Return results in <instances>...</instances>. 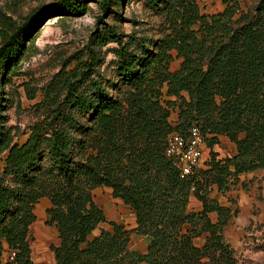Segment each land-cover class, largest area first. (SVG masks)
<instances>
[{
  "label": "trees",
  "instance_id": "16d2710c",
  "mask_svg": "<svg viewBox=\"0 0 264 264\" xmlns=\"http://www.w3.org/2000/svg\"><path fill=\"white\" fill-rule=\"evenodd\" d=\"M124 1L58 0L20 22L1 14L0 80L46 17L81 16L95 3L121 20L114 9ZM138 1L161 13L167 28L155 39L102 27L96 45L116 43V81L93 76L105 60L92 50L90 63L66 83L64 98L47 100L55 106L24 143L14 142L0 121V264H34L30 228L43 198L50 202L47 224L58 231L54 264H200L217 253L231 256L222 231L232 210L210 194L264 169V0L247 13L239 0H221L224 10L212 15L202 14L196 0ZM173 52L181 59L174 72ZM194 125L211 161L182 177L166 155L167 140ZM221 137L235 145L232 157L217 159ZM101 187L133 211L135 232L150 238L144 254L130 250L120 224L94 236L106 222L94 200ZM203 235L205 244L197 247Z\"/></svg>",
  "mask_w": 264,
  "mask_h": 264
},
{
  "label": "rangeland",
  "instance_id": "374dc122",
  "mask_svg": "<svg viewBox=\"0 0 264 264\" xmlns=\"http://www.w3.org/2000/svg\"><path fill=\"white\" fill-rule=\"evenodd\" d=\"M55 1L58 0H0V19L1 14H6L20 22L34 9ZM196 1L204 15L217 14L225 8L221 0ZM239 1L245 13L254 12L258 3V0ZM87 5L90 9L81 16L57 17L54 14L46 17L36 35L27 43L18 63L0 80V121L14 142L24 143L31 128L50 114L55 105L53 103L50 106L48 99L56 98L57 103L64 98L66 83L73 79L72 75L79 68L90 63L92 50L105 60L96 66L98 73L93 76L105 82L116 81L113 65L116 43L96 45L102 27L112 24L128 36L155 39L167 28L162 14L146 6L144 1L125 0L121 3V7L114 9L121 12V20L114 13L103 15L95 3ZM173 56L170 70L174 72L179 69L181 59L177 58L176 52H173ZM169 99L175 100L173 97ZM176 118L175 112L173 119ZM203 149L204 162L201 169L207 168L211 161V149L206 143ZM213 150L218 155L217 159L232 157L236 153L235 145L226 137H222ZM230 183L228 189L222 192L214 187L210 198L232 210V216L222 231L224 242L230 246L231 256L219 257L217 253L203 258L200 264H264V169L242 174L235 181L231 179ZM94 200L106 218L94 236L102 231L112 232V224H120L129 234L130 250L144 254L150 238L135 232L137 224L131 208L114 198L111 189L106 187L94 191ZM200 206L193 198L191 208L198 211ZM49 207V200L43 198L34 208L36 220L30 228L29 236L34 264H54L55 261L51 245H59V238L55 226L47 224L46 210ZM210 217L213 222L217 221L216 214ZM205 241L203 235L195 240V245L202 247Z\"/></svg>",
  "mask_w": 264,
  "mask_h": 264
},
{
  "label": "built area",
  "instance_id": "2783aa9c",
  "mask_svg": "<svg viewBox=\"0 0 264 264\" xmlns=\"http://www.w3.org/2000/svg\"><path fill=\"white\" fill-rule=\"evenodd\" d=\"M205 136L198 126L184 135L173 132L167 140L166 155L181 171L182 177L200 169L204 162Z\"/></svg>",
  "mask_w": 264,
  "mask_h": 264
},
{
  "label": "bare ground",
  "instance_id": "6f19581e",
  "mask_svg": "<svg viewBox=\"0 0 264 264\" xmlns=\"http://www.w3.org/2000/svg\"><path fill=\"white\" fill-rule=\"evenodd\" d=\"M46 257H47V259H49V258H48V255H47ZM50 257H51V256H50Z\"/></svg>",
  "mask_w": 264,
  "mask_h": 264
},
{
  "label": "crops",
  "instance_id": "0c3cea01",
  "mask_svg": "<svg viewBox=\"0 0 264 264\" xmlns=\"http://www.w3.org/2000/svg\"><path fill=\"white\" fill-rule=\"evenodd\" d=\"M221 138H222V137H221ZM221 138H220V139H221Z\"/></svg>",
  "mask_w": 264,
  "mask_h": 264
}]
</instances>
